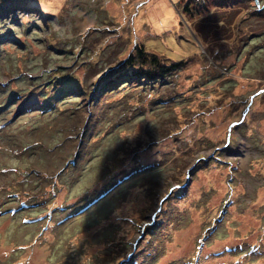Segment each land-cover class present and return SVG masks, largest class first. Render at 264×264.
I'll use <instances>...</instances> for the list:
<instances>
[{"label":"rangeland","instance_id":"rangeland-1","mask_svg":"<svg viewBox=\"0 0 264 264\" xmlns=\"http://www.w3.org/2000/svg\"><path fill=\"white\" fill-rule=\"evenodd\" d=\"M195 1L0 0V264H264V0Z\"/></svg>","mask_w":264,"mask_h":264},{"label":"trees","instance_id":"trees-1","mask_svg":"<svg viewBox=\"0 0 264 264\" xmlns=\"http://www.w3.org/2000/svg\"><path fill=\"white\" fill-rule=\"evenodd\" d=\"M226 0L218 1V0H211V3H219L223 4ZM228 1V0H227ZM196 2V1H195ZM205 0H201V2L197 1L196 4L198 5V10L207 8V4L209 1L207 0V4L203 6ZM186 9L191 11L189 9V6L186 4ZM198 13V11H195ZM152 59L153 60V67H147L146 62L147 60ZM123 64L125 67L116 74L112 75L113 79L116 80L118 77H126L128 79L132 78H139L141 76H144L146 79H155L156 77L161 78L165 74L170 73L173 69H175L178 64L172 63L167 64L166 62H163V64L158 63V56L156 54L150 53L148 51H145L143 46H138L137 48V55L136 58L134 56V53H130L127 60L123 61ZM117 77V78H116ZM113 82V80L105 81L106 85H110Z\"/></svg>","mask_w":264,"mask_h":264}]
</instances>
